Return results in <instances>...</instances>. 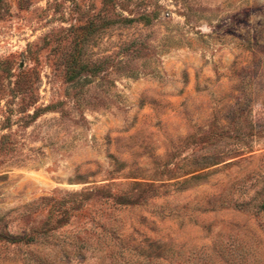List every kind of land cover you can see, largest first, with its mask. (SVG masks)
I'll return each mask as SVG.
<instances>
[{
    "label": "rangeland",
    "instance_id": "obj_1",
    "mask_svg": "<svg viewBox=\"0 0 264 264\" xmlns=\"http://www.w3.org/2000/svg\"><path fill=\"white\" fill-rule=\"evenodd\" d=\"M0 264H264V0H0Z\"/></svg>",
    "mask_w": 264,
    "mask_h": 264
}]
</instances>
